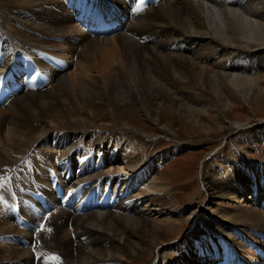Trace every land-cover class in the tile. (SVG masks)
Here are the masks:
<instances>
[{"label":"bare ground","instance_id":"obj_1","mask_svg":"<svg viewBox=\"0 0 264 264\" xmlns=\"http://www.w3.org/2000/svg\"><path fill=\"white\" fill-rule=\"evenodd\" d=\"M156 2L0 0V264H130L148 253L149 264H264V160L250 176L238 154L230 178L204 173L207 206L245 204L222 212L231 226L204 212L177 226L150 211L178 200L163 194L161 160L147 161L138 128L91 131L101 109L113 118L133 107L207 134L250 125L223 117L234 94L264 97V0ZM213 114L223 122L213 126ZM262 122L245 152L264 139Z\"/></svg>","mask_w":264,"mask_h":264},{"label":"rangeland","instance_id":"obj_2","mask_svg":"<svg viewBox=\"0 0 264 264\" xmlns=\"http://www.w3.org/2000/svg\"><path fill=\"white\" fill-rule=\"evenodd\" d=\"M157 3L158 0L155 4ZM157 7L160 8V4L157 5ZM257 75L264 77V70L259 71ZM204 95L207 94L204 93ZM158 101H160L159 98ZM234 101L235 103L233 109L227 113V116L223 117V121L238 122L239 125L244 126L247 124L250 125L229 133L228 131H225L222 133L211 132L210 134H207L201 130L195 129L184 119L180 120L177 116L170 114L163 115L160 123L157 121V123L153 124L143 116L138 107H133L130 111L119 114L113 118L107 113L106 109H101L96 118L97 126L95 125L91 131L107 132L108 130L103 129V127L112 125L113 130L116 132L125 124L134 125L138 128V132L135 135L137 137L134 141L140 142L141 144L145 143V157L147 161H156L157 159L161 160L158 182L162 184V186H166L168 189V191L165 193L163 192V194L170 193L173 197V201L178 200L177 206H180V208L176 207V209L175 207H171L169 208V211L165 210L162 213L159 212L160 214H158V210L155 211L156 208L151 207L150 211L152 212L154 219L159 221L167 220L168 222H173L178 226L180 222L186 224V222L193 217L194 213L199 214L200 212H204L209 218H212V220L231 226L229 222L222 219V212H237L239 208L243 206V208H245V204H241L240 206L231 202L228 208L223 207L224 205L222 206L219 202H215L213 205L207 206L208 199L205 196L203 175L205 173L207 175L209 174L214 176L215 174L220 173L225 179L227 177L230 178L229 175L226 176V173L234 168V166L231 168L229 165L236 160L234 157L237 154V156L241 155L240 157H242L241 159H237L240 164L239 168L244 170V172H247L249 176L253 174V172H250L249 168L264 160V139L260 143L254 144V147L247 150V152L244 151L247 144L246 138L248 129L258 127L263 123L262 121H264V97H257L254 98V101L246 102L239 95L234 94ZM223 121L218 120L215 117V114L211 115L210 123L213 124V126H216L218 123ZM165 125H168L174 134L166 137L160 136L159 127ZM62 128L65 130L64 133L73 132L71 131L72 128L69 125L63 124ZM138 133L141 134L139 135ZM124 142L126 143L125 140ZM166 152H172L171 156L167 155L168 157H166ZM242 154H246V156H242ZM219 155L222 156L223 161L218 159ZM221 162H224L225 165H222ZM226 167L229 168L227 169ZM50 168L53 170L52 167ZM45 170L49 171V168L46 167ZM3 177L6 179L8 177V173L3 174ZM68 185L69 183H67L64 188L68 187ZM142 188L143 187L136 184L133 189V194H138V191ZM33 196L35 198V203L29 202L30 206L36 205L43 209L37 201L39 200L38 196ZM141 199L146 201V199ZM231 204L234 206H231ZM58 205H60L59 202ZM258 208L257 210L264 213V207L261 209ZM195 226L193 228H195ZM197 234L201 236L205 235V226L201 219L197 223ZM260 235L264 237V234L261 233ZM260 235L259 239L261 240ZM178 238L179 235L176 234V232L170 235V239H173V241H176ZM251 243L254 244L255 242L253 241ZM152 258L151 253H148L142 259H133L129 261V263L149 264Z\"/></svg>","mask_w":264,"mask_h":264},{"label":"snow or ice","instance_id":"obj_3","mask_svg":"<svg viewBox=\"0 0 264 264\" xmlns=\"http://www.w3.org/2000/svg\"><path fill=\"white\" fill-rule=\"evenodd\" d=\"M52 259H59V257H56V256H53V257H51Z\"/></svg>","mask_w":264,"mask_h":264}]
</instances>
